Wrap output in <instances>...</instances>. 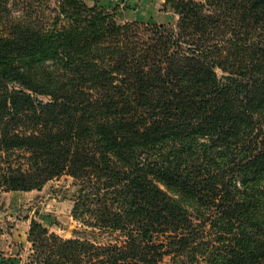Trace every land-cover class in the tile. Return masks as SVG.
Here are the masks:
<instances>
[{"label":"trees","instance_id":"1","mask_svg":"<svg viewBox=\"0 0 264 264\" xmlns=\"http://www.w3.org/2000/svg\"><path fill=\"white\" fill-rule=\"evenodd\" d=\"M165 4L0 0V190L69 175L84 226L34 264H264V0Z\"/></svg>","mask_w":264,"mask_h":264},{"label":"rangeland","instance_id":"2","mask_svg":"<svg viewBox=\"0 0 264 264\" xmlns=\"http://www.w3.org/2000/svg\"><path fill=\"white\" fill-rule=\"evenodd\" d=\"M88 1L92 3L94 0ZM104 1L100 6L108 10L118 8V17L122 21H176L172 8L165 4L166 0ZM3 192L6 191L0 190V234L25 232L29 226L31 228L34 219L64 238L73 237L76 232L84 229L72 215V197L76 193V186L69 175L50 180L40 190L18 191L16 194ZM80 234L90 238L87 232ZM101 240L107 241V237H102ZM162 264H170V258L167 257Z\"/></svg>","mask_w":264,"mask_h":264},{"label":"crops","instance_id":"3","mask_svg":"<svg viewBox=\"0 0 264 264\" xmlns=\"http://www.w3.org/2000/svg\"><path fill=\"white\" fill-rule=\"evenodd\" d=\"M99 5L104 0H94ZM167 1V0H166ZM18 191L3 192L5 194H16ZM30 226L25 232H14L11 235L0 234V264H34L31 261L32 243L29 241Z\"/></svg>","mask_w":264,"mask_h":264}]
</instances>
